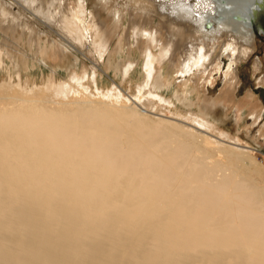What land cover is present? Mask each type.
<instances>
[{
	"label": "bare ground",
	"instance_id": "bare-ground-1",
	"mask_svg": "<svg viewBox=\"0 0 264 264\" xmlns=\"http://www.w3.org/2000/svg\"><path fill=\"white\" fill-rule=\"evenodd\" d=\"M18 1L0 0V67L62 62L63 45L43 42L35 23L11 11ZM20 1L36 3L31 13L95 61L120 49L85 0ZM102 1L106 10L128 12L140 54L115 73L124 79L142 64L145 76L133 99L114 86L99 88L86 58L61 80L22 86L16 72L19 83H0V264H264V186L243 149L219 145L218 159L208 151L213 142L192 129L159 118L145 125L131 105L124 109L128 102L146 110L172 104L158 91L164 64L197 88L220 53L232 63L248 59L256 44L247 17L261 1ZM237 73L228 75L226 97ZM91 82L109 102L94 99ZM186 114L199 128L210 124L199 112Z\"/></svg>",
	"mask_w": 264,
	"mask_h": 264
},
{
	"label": "rangeland",
	"instance_id": "rangeland-1",
	"mask_svg": "<svg viewBox=\"0 0 264 264\" xmlns=\"http://www.w3.org/2000/svg\"><path fill=\"white\" fill-rule=\"evenodd\" d=\"M77 1L78 0H70L69 2L70 4L77 6L79 2ZM101 1L102 0H85L87 11H93L107 29L110 28L111 30H114L112 47L117 48L120 46V49L117 50V53L114 56H110V54L107 56L105 54L100 61H95L86 53H82L81 48L72 42L71 39L68 38L69 36L60 31L59 33L58 28L55 25L48 24L50 21L49 19L46 18V23H43L45 21H43L42 16H38V14L33 13V11L31 13V8L35 7L37 5L36 3H28L27 7V3L19 0L18 2L19 5L21 4V7L17 4V6L12 4L13 6L11 5L10 8H12L11 11L13 13L14 11L18 13L21 12L23 18L25 17L30 20V22L35 23V26L40 29L39 31L41 33L39 37L43 42L48 43L46 41L48 39L49 42L52 41L59 45H63L64 56H66V58L63 59V63H54L52 59L46 57L40 58L37 63L35 62V65L33 62L30 63L32 64V67L29 66L28 69H24L26 67L25 65L24 68L21 67L18 68V70H16L17 66L12 65L13 68H11L12 66L10 62L6 61V66L0 67V83L3 81L9 83L11 80L14 81V83H19L16 72L21 75L22 86H25L27 81L32 87L33 84H36L37 86L46 84L48 78L55 77L56 80H61L68 74L69 69L80 70L81 60H83L82 58H86L91 64H94L93 66L98 74L99 88H103V91L105 92V90L114 86L119 90L124 99H128V97L133 99L132 95L136 90V84L141 83L145 76L142 71L143 65L141 64L132 70L130 75L124 79L121 78L117 72L115 73V71L124 65L126 57H130L131 60L140 58V54L137 51L134 42V28L131 25L132 19L131 21L129 20L131 17H128L130 15L125 8L119 9V7L113 10H106L108 6L105 8L102 4L103 1ZM29 5H32V7H29ZM28 10L31 13L30 16L27 12ZM23 11H26L27 13H24ZM16 12L14 14H18ZM115 13L117 15H115ZM35 15L39 18L37 16L36 18ZM37 19L41 20L37 21ZM45 24L48 26L50 25L49 29ZM151 25H155V20L151 22ZM128 36V39L131 42L130 48L127 46L126 37ZM255 44L256 47L252 54L248 59H242L240 61L241 63H232V60L226 56V53H220L217 64L211 68V72L208 71L209 74L206 73L205 75H202L203 79L198 82L199 86L197 88H195V81L190 79L189 76L182 78V74L177 75L172 73V69H169L168 66L164 64L162 65V68H160L161 81L158 85V91L159 93H162V95L171 98L172 104L164 106L159 104L157 105L158 107L156 110H152L151 108L146 110L140 107H135L128 102V104L124 105V109H126L125 106L128 105L126 109L128 110L129 105H131L129 111L134 114L136 113V115H140L142 118L139 117V119H141L145 125L150 124L152 121L155 123V121L158 120L157 118H159V122L162 120V123H165L163 125L167 126V124H172L173 127L179 126L182 127V129H192L193 133L196 135L199 134V138L201 137L200 139H202L203 136V138H207L213 142V144L209 146L208 151L218 159H221V150L217 148L219 145L225 147L231 146L232 149H235L233 150L234 152H239L243 149L245 152L242 151V153H246L245 157L248 159L244 160L245 165L251 163L250 167L249 165L248 167L256 172L254 178L258 180L259 186H264V30L261 31V29H258L255 31ZM73 49H75L76 52ZM67 51L76 58V61L71 60V57L66 54ZM155 52H157V50H155ZM216 54H219V51H217ZM26 55L28 54L26 53ZM105 58H108V63H106L107 60ZM29 59L31 60V56ZM236 67L239 82L233 90H230L232 91L231 94L226 97L223 92L228 89L227 78L232 69L235 71ZM87 68L90 67L87 66ZM195 74L197 76L196 72ZM90 84L92 87V95L96 101L100 100L102 102H109L107 99H101L96 93L92 82ZM208 99L215 102V106L210 107V109L206 111L203 105ZM121 105V102H115L114 106L121 107ZM120 107L119 109H121ZM188 111L199 112V115H204V118H206L210 124L206 126V128H199V126L194 123V120L186 114ZM151 119L156 120L151 121ZM260 178H262V181Z\"/></svg>",
	"mask_w": 264,
	"mask_h": 264
},
{
	"label": "water",
	"instance_id": "water-1",
	"mask_svg": "<svg viewBox=\"0 0 264 264\" xmlns=\"http://www.w3.org/2000/svg\"><path fill=\"white\" fill-rule=\"evenodd\" d=\"M261 3H258V7H255L254 10H252L247 19L250 21V24L252 25V27H255V31H257L258 29L264 30V0H260ZM261 14V18L257 19V16ZM239 16H242L241 13L236 12L233 13V17L234 18H238ZM259 20L260 23L258 22ZM257 24V26H256Z\"/></svg>",
	"mask_w": 264,
	"mask_h": 264
}]
</instances>
